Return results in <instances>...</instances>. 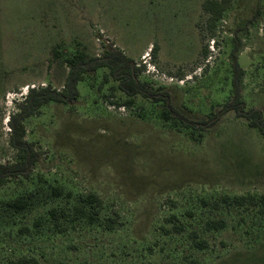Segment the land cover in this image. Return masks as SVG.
Returning <instances> with one entry per match:
<instances>
[{
    "label": "rangeland",
    "instance_id": "obj_1",
    "mask_svg": "<svg viewBox=\"0 0 264 264\" xmlns=\"http://www.w3.org/2000/svg\"><path fill=\"white\" fill-rule=\"evenodd\" d=\"M205 1L0 0V164L14 161L7 120L28 90H61L66 60L111 49L130 60L156 46L154 57L149 50L131 60L144 67L138 80L168 93L193 121L232 99L234 55L244 71L241 100L264 117V0H232L212 38ZM118 83L108 68L84 73L75 102L46 104L24 121L39 159L28 178L0 188V264L21 256L38 264H264V213L202 205L264 194L260 134L233 111L203 133L187 130L161 119L162 103L137 95L126 105ZM88 195L100 206L80 201ZM15 199L27 208L4 205ZM51 209L64 213L60 228ZM209 219H223L225 229L206 231ZM191 233L208 247L196 249Z\"/></svg>",
    "mask_w": 264,
    "mask_h": 264
},
{
    "label": "trees",
    "instance_id": "obj_2",
    "mask_svg": "<svg viewBox=\"0 0 264 264\" xmlns=\"http://www.w3.org/2000/svg\"><path fill=\"white\" fill-rule=\"evenodd\" d=\"M232 0H207L202 5L203 13L207 16L205 21V31L209 37H213L215 24L222 18L223 13L227 10ZM157 47L150 49L151 55L154 57ZM206 53V49L202 50V54ZM69 71L65 84L61 90L53 89L46 86L41 89H30L24 96L22 102L16 106V111L9 115L7 126L9 128L8 145L15 152L14 161L7 164H0V188L8 183L12 178H28L32 167L39 159V153L32 143L26 140V129L24 121L32 116L39 115L42 107L49 103H57L69 105L75 102L79 97L77 84L82 81L84 73L95 71L98 68H108L109 74L117 79L118 89L123 92L129 99L126 105L133 104V98L137 95L150 99L153 103H162L163 109L161 119L164 121L175 120L183 128L203 133L208 128L216 124L220 117L225 113L233 111L237 118L244 119L248 126L255 129L264 141V117L260 110L251 108L246 109L244 102L241 100L239 85L244 71L240 69L236 57L232 56V87L233 97L225 103L217 112L205 120H191L179 113L171 104V98L168 93H152L144 83L138 80L139 73L144 67H136L131 60H128L121 53L115 50H107L100 58L89 59L85 61L83 56H75L66 60ZM106 78V77H105ZM201 136V135H200ZM51 194L55 198L62 196V191L53 188ZM69 197V194H66ZM80 201L86 205L100 206L101 201L96 195H88L81 197ZM4 205L13 212H21L25 210L28 203L24 199H15L4 203ZM203 206H209L211 209L218 211L222 208H256L258 213H264V194L261 195H236L222 196L212 202L202 201ZM87 216L90 224H93L97 218L98 211ZM51 219L54 221L55 227L60 228V218L64 213L57 209L49 211ZM95 215V216H94ZM174 219V217H171ZM110 228L111 225H106ZM226 222L223 219H209L205 222L206 231H220L225 229ZM60 231L63 229H59ZM172 231L175 234L183 232L182 225L173 224ZM190 238L196 249L203 250L208 247L204 240H199L195 233H191ZM8 264H38L33 257L21 256L16 260H11Z\"/></svg>",
    "mask_w": 264,
    "mask_h": 264
},
{
    "label": "crops",
    "instance_id": "obj_3",
    "mask_svg": "<svg viewBox=\"0 0 264 264\" xmlns=\"http://www.w3.org/2000/svg\"><path fill=\"white\" fill-rule=\"evenodd\" d=\"M150 46L146 47V49L142 53H140L139 56L132 59L130 58V60H132L133 62L141 60L145 55L148 54L149 50L151 49Z\"/></svg>",
    "mask_w": 264,
    "mask_h": 264
},
{
    "label": "built area",
    "instance_id": "obj_4",
    "mask_svg": "<svg viewBox=\"0 0 264 264\" xmlns=\"http://www.w3.org/2000/svg\"><path fill=\"white\" fill-rule=\"evenodd\" d=\"M101 34H102V32H101ZM101 44H103L105 47H108V46H112L113 48L115 47V45L111 44L107 38H104L103 43H101Z\"/></svg>",
    "mask_w": 264,
    "mask_h": 264
}]
</instances>
